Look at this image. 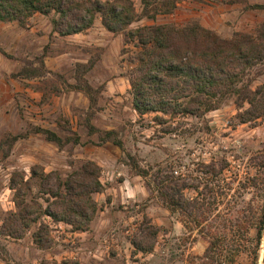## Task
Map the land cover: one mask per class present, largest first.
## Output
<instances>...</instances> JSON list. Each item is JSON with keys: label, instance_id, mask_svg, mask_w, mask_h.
Segmentation results:
<instances>
[{"label": "rangeland", "instance_id": "1", "mask_svg": "<svg viewBox=\"0 0 264 264\" xmlns=\"http://www.w3.org/2000/svg\"><path fill=\"white\" fill-rule=\"evenodd\" d=\"M133 1L138 10L139 0ZM255 3L264 4V0H183L172 13L158 15L154 21L141 18L130 27L182 26L196 21L223 38L242 32L264 39V8L244 9ZM53 17V13H35L23 24L0 21L1 262L75 264L82 257L99 264H191V255L202 253L206 240L185 229L184 216L170 213L145 181H152L157 165L168 169L171 164L182 174L179 182L198 184L204 191L209 175L201 172L212 170L213 163L216 169L227 163L223 176L236 175L231 189L198 219L220 230L226 225L236 237L244 236L238 240L239 251L230 264H254V237L264 207V116L241 123L239 114L248 104L238 107L230 98L202 118L161 113L140 116L132 109L129 93V77L136 68L132 61L135 47L124 44L122 34L106 30L99 15L88 29L65 36L54 31ZM40 60L42 74L11 77L22 67H41ZM77 64L91 66L86 70ZM76 77L98 90L92 124L116 130L139 165L153 168L150 176L136 175L117 146L111 142L97 145V135L87 134L83 124L89 101L71 87ZM244 82L251 89L264 85V62L251 68ZM33 127L47 128L62 138L78 136L80 144L58 147L43 134L32 132ZM86 160L99 166L102 184L100 191L92 193L98 207L93 221L98 219L100 225L97 232L89 225L85 240L88 236L91 243L81 245L79 238L70 235L71 227L59 229L46 215L21 231L18 220L10 216L18 210L17 195L26 192L28 205L35 201L46 206L31 168L65 177ZM13 182L20 192L11 187ZM185 194L195 195L192 188ZM105 219L107 228L101 226ZM133 241L144 247L152 245V249L139 251ZM262 247L261 238L257 264ZM96 252L101 255L92 256Z\"/></svg>", "mask_w": 264, "mask_h": 264}, {"label": "trees", "instance_id": "2", "mask_svg": "<svg viewBox=\"0 0 264 264\" xmlns=\"http://www.w3.org/2000/svg\"><path fill=\"white\" fill-rule=\"evenodd\" d=\"M183 0H139L137 10L133 0H0V21H16L23 24L35 13H53L52 26L59 35H71L88 29L99 15L103 27L113 34H122L124 44H132L135 52L132 61L135 72L129 77L132 109L140 116L147 113H161L175 117L178 114L202 118L207 112L219 108L224 99H233L238 107H248L239 114L241 123L264 116V85L251 89L244 81L249 70L264 62V39L247 33L236 32L230 38H223L215 31L193 21L182 26L168 23L153 25H130L141 18L156 20L158 15L174 11ZM203 1V0H198ZM264 4H247L244 9H263ZM37 69L22 67L11 77L28 78L44 72V63ZM83 69L91 65L77 64ZM71 87L83 92L89 101L84 128L88 135L96 134L95 144L111 142L127 158V163L136 175L150 176L153 168H143L136 158L125 149L124 143L114 129L102 130L94 126L92 109L96 107L98 90L86 80L76 77ZM158 121H162L156 116ZM32 132L43 134L49 142L58 147L71 142L80 144L78 136L62 138L55 132L42 127H33ZM19 135L15 136L17 139ZM90 142V141H88ZM227 163L216 169L214 163L206 174L203 187L179 182L178 174L169 164L168 169L157 165L151 179L145 185L156 191L163 205L170 213H181L183 226L191 234L202 236L207 244L200 254L191 255V264H230L239 251L237 242L243 238L232 234V228L202 224L198 216L212 210L220 195L231 189L236 175L223 176ZM100 168L93 160L81 162L78 169L62 177L59 173H44L33 166L31 177L45 195L46 206L37 202L30 206L24 196L17 195V212L11 214L18 220L21 231L46 215L53 222L71 226L72 231H86L98 211L92 193L102 189L99 180ZM13 189L15 183L11 184ZM193 189V197L186 196V189ZM36 203V205H34ZM36 213L33 218L28 215ZM246 233V232H245ZM243 232V234H245ZM264 233V207L254 237V260L257 264L258 250ZM155 235V234H154ZM139 251H150L152 245L144 247L132 242Z\"/></svg>", "mask_w": 264, "mask_h": 264}, {"label": "crops", "instance_id": "3", "mask_svg": "<svg viewBox=\"0 0 264 264\" xmlns=\"http://www.w3.org/2000/svg\"><path fill=\"white\" fill-rule=\"evenodd\" d=\"M52 223L54 224L55 227H57L59 229H64L65 227H67V228H70L71 227L70 225L65 224V223H62V222H52ZM107 223H108V220L105 219L104 222L101 224V226L107 228L108 227V224ZM99 225H100V221L98 219H96V220H94V221L91 222L90 229L93 232H97ZM88 232H89L88 230L87 231H72V229H70V232L69 233L73 237L79 238V241H81L80 243H82L81 245H86V244L91 243V241H92V240H90V237H88V236H87V240H85L86 239V235H87ZM83 242H84V244H83ZM67 255L70 257V255H73V254H71L69 252ZM100 255L101 254H98L97 252L92 254V256H94V257H99ZM102 255H105V252H103ZM54 257H60V256L54 255ZM1 260L2 259H0V264H3L1 262ZM75 264H99V263H97L96 260H91V259L85 260V258L79 257L78 259H76Z\"/></svg>", "mask_w": 264, "mask_h": 264}, {"label": "water", "instance_id": "4", "mask_svg": "<svg viewBox=\"0 0 264 264\" xmlns=\"http://www.w3.org/2000/svg\"><path fill=\"white\" fill-rule=\"evenodd\" d=\"M262 253H261V256H260V264H264V233H263V236H262Z\"/></svg>", "mask_w": 264, "mask_h": 264}]
</instances>
